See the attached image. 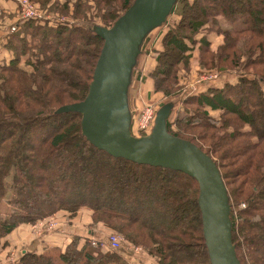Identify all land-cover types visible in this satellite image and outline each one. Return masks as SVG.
<instances>
[{
  "label": "trees",
  "instance_id": "obj_1",
  "mask_svg": "<svg viewBox=\"0 0 264 264\" xmlns=\"http://www.w3.org/2000/svg\"><path fill=\"white\" fill-rule=\"evenodd\" d=\"M73 1L56 0L49 5L47 0L48 13L58 14L53 15V23L18 16L14 32L2 40V46L12 55L0 61V203L5 200L9 206L5 213L0 209V243L20 225L58 212L73 215L87 208L92 210L95 223L115 228L127 240L143 245L159 264H211L203 234L199 183L194 178L169 167L138 164L109 155L90 143L83 133V115L57 113L62 106L78 103L89 93L104 46L95 28L111 27L136 0H75L72 7ZM240 1L178 0L163 23L171 15H179L176 27L164 35L156 84L159 91L170 94L163 81L168 76L177 79L179 64L187 63L188 53L194 50L193 33L207 22H217L216 16L221 15L231 23L239 21L243 25L220 27L219 33L226 41L217 54L210 51L204 37L200 47L201 65L220 67V72L228 69L226 65L237 68V82L190 96L186 105L196 106L198 111H185L175 121L169 117L167 126L170 133L190 140L214 158L227 186L232 239L240 263L264 264V241L260 238H264V0L246 8L240 7ZM213 3L218 4L215 10L210 8ZM196 8L200 13L189 18L188 11ZM150 33L143 39L141 51ZM171 51L175 52L173 61L169 59ZM207 51L211 56L205 59ZM207 59L210 62H202ZM211 111H219L221 117H213ZM195 127L207 132L195 133ZM132 133L135 134L133 128ZM85 165L88 177L95 169L103 173L101 191L112 182L107 196L105 192L96 193L98 176L85 182L75 177L82 174L80 170ZM110 171L126 173V182L113 180ZM154 174L157 187L153 178L142 179ZM133 177L146 184L133 193L139 197L158 193L166 184L176 186L175 195L180 197L174 196L181 202L175 207L173 222L164 226L144 218L149 206L144 205L143 199L139 205L110 199L113 195H130ZM52 180L62 183L49 185ZM96 194L93 199L91 195ZM167 205L165 201L160 203L161 208ZM187 209L194 211L195 217L182 221ZM92 239L86 237L82 242L80 237H73L58 255L61 264H131L125 254L104 250L102 243L95 245ZM185 249L191 254L199 252L200 259L178 253ZM56 259L46 252L28 251L17 263L8 264H56Z\"/></svg>",
  "mask_w": 264,
  "mask_h": 264
},
{
  "label": "water",
  "instance_id": "obj_2",
  "mask_svg": "<svg viewBox=\"0 0 264 264\" xmlns=\"http://www.w3.org/2000/svg\"><path fill=\"white\" fill-rule=\"evenodd\" d=\"M178 0H136L111 27L97 26L104 46L89 93L57 113L83 115L82 129L95 147L136 163L185 172L199 183L204 239L211 264H241L232 239L227 186L214 158L190 140L169 132L172 105L156 113L150 134L134 136L128 91L143 39L161 26Z\"/></svg>",
  "mask_w": 264,
  "mask_h": 264
},
{
  "label": "rangeland",
  "instance_id": "obj_3",
  "mask_svg": "<svg viewBox=\"0 0 264 264\" xmlns=\"http://www.w3.org/2000/svg\"><path fill=\"white\" fill-rule=\"evenodd\" d=\"M4 1L8 5H10L11 7L13 6V7L8 9L10 11L5 10L3 12H0V32H5L6 30L11 28V26H13L16 23L17 19L19 18L18 16H20V11L22 8V5L19 2V0H16L17 2L15 0H4ZM29 1L32 2L34 9H36L39 12L37 19L41 21L50 20L51 23H53L55 19L53 15L58 16V14H55L57 12H54V14L52 11H51L52 13H48L47 0H29ZM55 1L56 0H50L49 5H51ZM60 1L61 3L64 2V0H60ZM258 1L259 0H241L240 7L246 8L248 6L254 5ZM74 2L75 0L72 3V7L74 6ZM90 3L94 5L93 1H91ZM212 5L213 6L210 7L211 9L212 8L214 10L217 9L218 4L213 3ZM91 10L93 11L94 7H92ZM64 13L67 14L66 11ZM188 13H189V18H191L192 15L194 16L195 13H200V11L198 8H196V9H192L190 12L188 11ZM65 18L68 19L70 17L65 16ZM216 18H217V22L215 21L207 22L208 24H206V26H204L200 31H196L195 33H193L192 39L194 40L193 42L194 50L188 53L190 54L189 55L190 57L187 63L185 61V64H182V63L179 64L180 71H179V74L177 75V79L176 78L174 79L172 76H168V78H166L163 81L162 84H164V86L166 85L165 87L169 89L170 94H165V92L159 91L157 89L156 80L160 76L157 70L158 64H159L158 54L164 50L163 39H164V35L166 31L169 30L170 28L176 27L180 18L178 16L177 17L171 16L169 20L167 21V23L163 24V26L160 27V29L159 28L155 29L150 33L146 44L144 45L142 51H140L138 55L139 57H138L137 65L135 68V74L133 76L132 83H130L131 86L129 88V93H128L130 112L132 113V128L135 131V134H134L135 136L138 137L143 134H148L150 131L151 127L146 128V130L144 131L141 130V127H140V121L145 114H146L145 118L147 119L149 112H152L153 114H155V111H158L166 104H171L173 107L171 109V114H170L169 119L171 121H175L178 117H181V115H183L185 111H195V110L198 111V108L196 106L186 105L185 100L189 98L190 96H194L195 94L200 93V92L208 91V89L211 87L222 88L223 85L227 82H231V83L237 82V76L239 74L236 72L237 68L231 69L232 66L226 65L228 69L222 70L220 72L219 71V69H221L220 67H213L210 64L208 66H204V65H201L200 63L201 58H202L200 47L202 45L203 37L205 39H208L210 48H211L210 51H213L214 53L217 54V52H219V48L223 46L226 41L224 39V35L222 33L221 34L219 33L220 27L222 26L223 28H235V27L243 26L239 21H235V23H231L221 15L216 16ZM173 54H175V52L171 51V54H170L171 56L169 59L172 61L174 60ZM205 55H206L205 59L207 58V56L208 57L211 56V55L209 56V51H207ZM207 61L210 62L209 59L205 61L202 60V62L204 63ZM252 68L255 70L254 67ZM211 115L218 119L221 117V113L219 111H211ZM194 132L202 134L204 132H207V129L201 128V127H195ZM82 167L80 170L82 174L75 176L78 179V181L85 182L87 181V179L89 180V178H91L92 180L98 176L100 179L98 180V183H97L98 188L97 187L95 188L97 189L96 193L101 194L105 192L106 193L105 196H107V193L109 191L108 189H110L112 182L110 185L106 186L107 189L105 191L104 190L101 191L99 186L100 185L102 186V182H104V179H105L104 176L101 177L103 173L99 171V169H95L93 170L94 174L88 177L89 175V172L87 170L88 165H85ZM46 168H48V164ZM104 170H107L105 172L109 173L108 171L109 169L105 168ZM126 175L127 174L126 173L124 174L123 172L115 173L113 171H110V177L115 181H120V180L125 181ZM146 176L149 178H153L155 181L154 186L157 187L156 185L157 175L155 174L152 176L144 175L142 179H146ZM60 177L61 176H59L58 179ZM142 179H139L137 177L136 179H134L133 177L134 186H132L131 190H133V192L130 195H126V196L113 195L112 198L110 199L113 200V202H118L119 200L120 201L130 200L129 202L135 205L141 204L140 201L141 199H143L142 202L146 201L144 205L149 206V209L146 211L147 214L144 215V218H147L150 220L154 219L155 223L158 222V223L165 224L164 226L169 225L175 219L173 218V215L175 214L174 212L175 207L177 206L178 203L181 202L180 200L175 198V196L180 197L179 195H175V193L177 194L176 186L172 187L170 185L169 187H167L166 185H169V184H166L165 187H161V191H157L158 193L155 192V193H151L149 196L139 197V196L134 195L133 193L136 192L137 189L142 188V186L144 187V185H146L145 181H142ZM56 181H53V180L49 181L48 184L54 185L55 183L56 185L57 184L61 185L62 182L60 183V180H56ZM79 194L80 193H77V196L80 197ZM97 194L91 195V197H94L93 199H95L97 198ZM107 200H108V197H107ZM164 201L167 202L168 205L165 208H161L160 203ZM242 206L244 207L245 204H242ZM0 209L4 213L9 209V206L8 204H6L5 200L1 201ZM185 212H186V214H184L185 220L182 219V221H191L194 219L195 217L194 211L187 209ZM85 214L89 215L92 220L90 221V219H88ZM75 220H77L78 225L85 224V226H87V229L94 230L97 233L100 230L99 237L93 238V239H95L96 241L103 240L102 242L105 243V245L102 244L103 247H105L104 250L112 249L111 246L108 245L109 243L108 240H109V237H111V235H113L114 233V234L119 235L120 243H121V245L118 248H114L115 250H118L122 254H125V255H128L129 253L131 254L133 252V253H140V255H142L143 257L145 256L148 257L147 255L151 256L148 253V251L143 247V245H140V244L138 245V244H135L127 240L125 238V235L121 233L119 230L115 228L111 229L101 222L95 223L93 219V215H92V210L87 209V208L81 209L73 215L70 213L58 212L52 217L44 218L37 222L28 223V224H31L32 227L37 225L39 226L40 229L46 232H54L56 230H59L61 226L60 225L61 222H65L68 224ZM51 224H54L56 227L50 228L49 226ZM260 236H261L260 237L261 240L264 241V238H262V235ZM6 238H4L2 242L0 243V264H7L9 262L17 263L19 261L18 259H20L21 255L23 254L20 248L15 249L12 247L10 249L8 247L9 249H6L4 252L1 253V250L3 248L2 245H5ZM60 249L59 248L49 249V251L54 252L52 255L57 256L56 264H61V260L58 259V255L60 251L55 253L56 250H60ZM178 253L185 257L196 259V260L200 259L201 257V256L199 257V252L191 254L192 252L189 249L188 250L185 249V251L179 250Z\"/></svg>",
  "mask_w": 264,
  "mask_h": 264
},
{
  "label": "crops",
  "instance_id": "obj_4",
  "mask_svg": "<svg viewBox=\"0 0 264 264\" xmlns=\"http://www.w3.org/2000/svg\"><path fill=\"white\" fill-rule=\"evenodd\" d=\"M12 7L8 5L4 0H0V10L5 11ZM171 16L179 17V15H176V14L171 15ZM162 25L155 29H158V28L160 29ZM6 34H7L6 31L0 32V61L7 60L12 55L11 51H9L8 49L6 50L2 46V40L4 36H6ZM85 215L88 219H90V221L92 220L89 215L87 214ZM60 225L61 226L59 230H56L54 232L43 231L42 229L39 228V226L35 225L32 227L31 224H28V223L20 225L13 230L12 234L7 236V238L5 239L6 240L5 245H2L3 248L1 250V253L4 252L6 249H9V248L11 249L12 247L15 249L20 248L22 253L28 252V251H36V252H41V253L46 252L48 254H53L54 253L53 251H49V249L51 248H55V249L61 248L60 250H56L55 253L59 251L63 252L65 251V249L67 248V246L69 245L73 237H76V236L80 237L83 242L85 238L89 237L90 233H92V230L87 229V226H85V224L78 225L77 220L70 222L68 224L65 222H61ZM99 231L98 233L94 231L92 233L93 235H90V236H92L93 238H98L100 235ZM147 256L148 257L146 256L143 257L142 255H140V253H133V252L131 254L129 253L128 255H126V257L130 258L131 264H159L157 258H154L149 255Z\"/></svg>",
  "mask_w": 264,
  "mask_h": 264
},
{
  "label": "built area",
  "instance_id": "obj_5",
  "mask_svg": "<svg viewBox=\"0 0 264 264\" xmlns=\"http://www.w3.org/2000/svg\"><path fill=\"white\" fill-rule=\"evenodd\" d=\"M19 2L22 5L19 17L25 18V19L38 18V13L39 12L36 9H34L32 2H30L29 0H19ZM14 30H15V26H12L8 30H6V32L10 33V32H14ZM151 111H153V110H151ZM156 115H157L156 111H155V114H153L152 112H149V115H148V117L146 119L145 118L146 114H145L143 116V118L141 119V121H140L141 130L144 131V130H146V128L151 127L150 131L148 133V134H150L152 132V130H153V126H154ZM49 227L50 228H54L56 226L54 224H51ZM92 242L95 245H99V243H102L103 245H105L104 242L96 241L95 239ZM108 242H107L108 245H110L113 250H114V248H118L121 245L119 235L114 234V233H113V235H111V237H109Z\"/></svg>",
  "mask_w": 264,
  "mask_h": 264
}]
</instances>
